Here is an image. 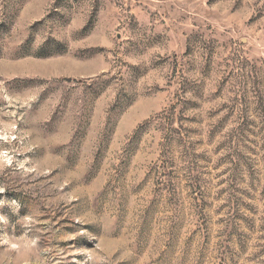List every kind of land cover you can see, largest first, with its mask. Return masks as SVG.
Returning a JSON list of instances; mask_svg holds the SVG:
<instances>
[{
  "label": "rangeland",
  "instance_id": "obj_1",
  "mask_svg": "<svg viewBox=\"0 0 264 264\" xmlns=\"http://www.w3.org/2000/svg\"><path fill=\"white\" fill-rule=\"evenodd\" d=\"M0 264H264V0H0Z\"/></svg>",
  "mask_w": 264,
  "mask_h": 264
}]
</instances>
